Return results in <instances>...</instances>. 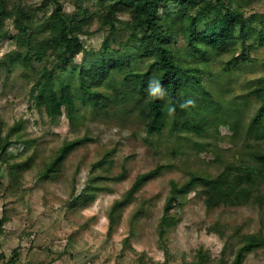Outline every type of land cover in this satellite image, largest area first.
<instances>
[{
  "label": "trees",
  "instance_id": "trees-1",
  "mask_svg": "<svg viewBox=\"0 0 264 264\" xmlns=\"http://www.w3.org/2000/svg\"><path fill=\"white\" fill-rule=\"evenodd\" d=\"M87 1L96 6L95 10L84 6L85 0H79L77 12L67 15L61 0H46L54 9L44 19L37 20L21 0H0V37L14 39L18 46L0 65L7 72L19 68L27 78L34 77L31 96L36 108L45 112L51 121L56 122L66 115L72 123L84 117L81 105H90L94 113L107 114L111 106L124 108L141 120L150 137L162 136L169 127L173 133H184L187 137H205L214 123L219 127L220 122L214 120L212 124L207 119V113L216 107L211 62L227 51L230 56L225 70H231V66L250 58L247 52L255 48L251 40L264 44V13L247 17L244 12L252 0ZM121 16L128 18L124 25L129 34L124 39L119 38ZM95 19L101 21L104 28L108 27L109 32L102 48L87 57L82 36L89 33ZM8 20L13 21L14 35L7 28ZM180 39L186 43L185 49L177 46ZM116 77L120 78L125 91L110 82ZM153 79L159 80L165 90L163 98L149 95ZM248 94L258 105L255 119L247 131L240 118L232 125L234 146L242 137L245 146L238 152L235 150L231 160L216 157L214 161L219 166L215 173L191 172L184 185L199 187L198 192L208 209L251 204L260 209L264 207V74L256 79ZM187 100L194 103L182 107ZM126 102L129 109L125 107ZM22 130L21 122L5 134L0 128V161L6 166L9 189L14 192L20 189L25 173L35 164L34 154L18 160L19 156L10 151L13 143L21 141ZM90 141L92 138L79 137L65 142L42 164L41 177L56 179L69 156ZM114 163L111 153L94 163L92 171L102 173L92 175L88 186L72 197L70 205L86 207L103 189L99 183L112 178L123 179L125 169L117 176H106ZM164 168L160 164L138 175L123 198L114 203L109 233L114 230L118 211L128 205L145 184L160 176ZM182 191L183 186L173 180L158 224L163 242L177 223L172 210ZM5 223L6 219L0 220V231ZM229 227L228 223L217 221L208 231L226 237ZM228 238L238 239L240 246L232 260L227 259L224 250L219 264H242L250 253L264 249V228L245 233L242 227H234ZM209 261V251L201 247L190 264H209Z\"/></svg>",
  "mask_w": 264,
  "mask_h": 264
},
{
  "label": "rangeland",
  "instance_id": "rangeland-1",
  "mask_svg": "<svg viewBox=\"0 0 264 264\" xmlns=\"http://www.w3.org/2000/svg\"><path fill=\"white\" fill-rule=\"evenodd\" d=\"M21 1L37 20L54 9L46 0ZM61 2L67 15L77 12L79 0ZM84 6L92 11L96 8L87 0ZM244 12L247 17L264 13V0H252ZM119 20V38L124 39L129 34L124 25L128 18L121 16ZM6 23L14 35L13 21ZM108 32V27L94 20L89 33L82 36L87 57L102 48ZM252 41L255 48L248 50L250 58L231 66V70H225L230 56L227 51L211 62L216 107L207 113V119L212 124L214 120L220 123L219 127L216 123L210 126L205 137H187L184 133H173L170 127L162 136L150 137L139 118L116 106H111L107 114L94 113L90 105H81L84 117L77 123L66 115L51 121L34 106L31 96L34 77L27 78L19 68L7 72L0 65V128L5 134L21 122V141L13 143L10 151L19 156L18 160L35 155V164L25 173L17 192L9 189L6 166L0 161V220L6 219L0 231V264H190L201 247L209 251V264H219L224 250L227 259L232 260L240 243L228 236L238 226L245 233L264 228V207L251 204L208 209L199 187L184 185L191 172L215 173L219 166L214 161L216 157L231 160L234 151L246 144L242 137L234 146L232 125L240 118L247 131L256 116L258 105L248 90L264 74V44L257 39ZM177 46L185 49L186 43L180 39ZM17 50L14 39L0 37V64ZM110 82L126 90L119 77ZM125 107L129 109V103ZM79 137L92 141L69 156L56 179L41 177L42 164L65 142ZM107 153H111L115 163L106 176H117L123 169L126 176L104 180L99 183L103 189L98 191L95 201L86 207H72V197L88 186L92 175L102 173L100 170L94 173L92 166ZM160 164L165 166L162 174L145 184L118 211L114 230L109 233L114 203L123 198L138 175ZM173 180L183 186V191L172 210L177 223L163 242L158 224ZM217 221L230 225L226 237L208 231ZM242 264H264V249L250 253Z\"/></svg>",
  "mask_w": 264,
  "mask_h": 264
},
{
  "label": "clouds",
  "instance_id": "clouds-1",
  "mask_svg": "<svg viewBox=\"0 0 264 264\" xmlns=\"http://www.w3.org/2000/svg\"><path fill=\"white\" fill-rule=\"evenodd\" d=\"M148 93L153 98H163L165 93V90L163 89L162 85L160 84L159 80L153 79L150 81ZM194 103L192 100H187L185 104L182 105V107L190 106ZM174 109H170V112H173Z\"/></svg>",
  "mask_w": 264,
  "mask_h": 264
}]
</instances>
